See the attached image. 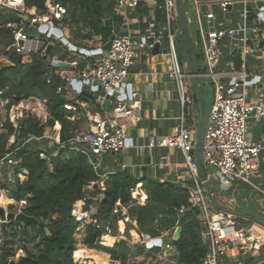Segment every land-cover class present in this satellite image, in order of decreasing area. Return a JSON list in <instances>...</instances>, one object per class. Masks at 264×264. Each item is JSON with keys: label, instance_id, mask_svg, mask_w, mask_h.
Here are the masks:
<instances>
[{"label": "built area", "instance_id": "obj_1", "mask_svg": "<svg viewBox=\"0 0 264 264\" xmlns=\"http://www.w3.org/2000/svg\"><path fill=\"white\" fill-rule=\"evenodd\" d=\"M114 1L118 13L127 17L145 0ZM254 1L264 3V0ZM249 2L250 0L215 2L189 0L185 4L186 21L192 29L195 50L200 56L199 73L201 78L208 82L212 92L202 153L203 163L212 169V176L217 181L219 192H227L237 182L250 185L260 165V156L264 152V141H250L247 136L249 123L264 119V92L256 95L253 88L260 77L251 73L253 69L250 68L260 71L261 65L256 63L251 66L248 56L264 53V6L258 13H255L253 8L249 13L246 10ZM23 3L24 0H0L1 8L21 12L18 21L5 25L12 35V44L5 50L14 51L23 57L31 55L44 57L49 45L52 47L57 41L62 40L55 32H61L68 18L67 8L57 0H45L44 9L33 8L32 13H28ZM234 8L238 15L237 24L232 27L227 17ZM154 12L160 13L163 18L162 25L154 35H115L110 39L104 52L85 53L87 58L81 68H78L75 61L66 65L56 58L49 61V71L45 76L46 84H52L55 77L60 80L69 79L67 84L55 85L56 94H61L67 86H73L72 83L82 81L86 82L91 91L96 89L105 96L113 97L108 112L101 117L90 116L88 128L74 133L67 145L70 149L86 155L90 165L98 173L104 155L117 156L132 145L129 134L142 121L143 107L139 95L132 91L131 70L135 59L141 55L139 48H142L144 55H147L148 52L153 51L156 44H159L160 48L162 40H165L168 51L167 70L164 74L174 86L179 114L174 119L175 124L170 128L169 133L153 134L148 137L147 148L174 151L181 159L180 165L190 183L187 186L188 205L181 206L178 214L183 215L186 211L193 210L198 212L202 226L200 239L206 252L197 264H225L229 251H236L242 256L251 253L264 254V235L251 233L248 227L237 225L233 218L217 211L209 201V190L205 183L198 178L193 153L196 122L190 114V111L196 108V101L189 85L190 74L186 65L184 67L180 65L176 54L175 40L180 35V29L175 0H160L155 4ZM41 28L45 31L41 32ZM33 32H36V35L33 36ZM260 42H263L262 48L259 47ZM234 46L238 47L241 55V66L238 70L234 69L233 63L225 58V51L229 54ZM149 76L154 77L155 74L149 73ZM128 87H131L129 92ZM5 104L6 101L0 96V114L5 110ZM63 108L68 112L75 110V106L71 104H64ZM27 117L45 124L49 117L47 100L29 97L17 101L7 111V119L14 129H17L19 122ZM56 145H60L59 139H56ZM10 155L3 156L0 163L4 162L8 166L15 167L17 161ZM5 175L8 185L11 180L13 181L14 173L7 172ZM16 176L19 178L20 174L17 173ZM91 185L93 186V183L87 187L89 192L93 190ZM4 194H6L5 190L0 189V197H7ZM142 199L141 193L136 192V201L127 206L128 209L124 205H116L112 209V215L119 217L125 224H131L129 208L139 205V200ZM96 200V196L87 195L82 200L76 201L70 210V215L77 223L93 224L96 229H100L102 239L112 237L114 231L111 224L94 218L95 206L91 202ZM87 201H91L90 204ZM13 207L16 208L14 214L10 213ZM0 208L5 212L4 217L0 218L1 255L8 236V232L7 236L4 235L1 225L2 223L9 225L10 222L6 219L8 214H22L25 202L18 203L9 197L8 205L0 204ZM139 235L138 242L127 240L131 249L136 245L144 246L145 250L155 247H149L148 244L153 245L156 240L147 234ZM165 235L166 233L163 236ZM23 257L25 251L18 248L7 262L17 263ZM77 261L78 264H86L80 259ZM92 264L97 262L94 261ZM107 264L117 263L109 260Z\"/></svg>", "mask_w": 264, "mask_h": 264}, {"label": "trees", "instance_id": "obj_2", "mask_svg": "<svg viewBox=\"0 0 264 264\" xmlns=\"http://www.w3.org/2000/svg\"><path fill=\"white\" fill-rule=\"evenodd\" d=\"M57 1L67 11H71V16L82 22L83 26L91 25L93 33L101 37L102 44L109 42L114 33H119L121 24L118 19H114V31L108 30L102 23V20L112 16L114 3L111 1ZM44 3L45 0H24L23 6L42 10ZM7 11L6 15L0 13V51L10 62L9 66L0 67V96L6 101L2 112L5 120L0 127V154H11L17 165L13 167V185L3 183L0 184V189L6 190L16 202H25L22 214L34 218L37 223H9L0 264H9L8 258L18 248L25 251V257L20 258L18 264H78L76 258L80 257L95 259L97 264H107L105 256L91 255L90 251L75 253L74 235L79 232L84 233L83 244L87 248L105 252L113 261L127 264L129 249L125 242L104 247L101 245L100 229H96L93 224L77 223L70 215L76 201L87 195H94V191L88 194L86 187L99 181L100 173L93 169L86 155L67 145L73 134L84 128L82 122L76 119L74 111L68 112L63 108L67 103L64 93H55L58 80L54 79L52 84H46L49 61L39 55L23 57L14 51L5 50L12 44L11 32L5 25L16 22L21 17L18 10ZM81 37L91 38V34ZM54 51L56 52V48ZM198 58L200 59L199 55ZM29 97L45 98L49 117L45 124L31 117L24 118L17 129H14L7 119V111L17 101ZM56 125L60 128V145L40 149V143L35 139L43 138L45 130ZM11 137H14V142L8 146ZM22 171L26 172V179L20 183L16 174ZM138 185L146 195V202L143 206L131 207L129 214L140 232L153 237L174 227L176 223L181 227L178 240L173 242L178 255L177 264H197L206 252L200 239L198 212L193 210L186 211L183 215L178 214L181 206L188 205L189 194L186 188L148 178L137 179L127 171L114 172L107 176L103 188L96 189V194L101 198L87 201L88 204H95L94 218L103 223H111L115 230L116 220L112 216V209L116 205L134 203ZM132 240L140 241L139 233L134 231ZM143 249L144 246L139 247L137 252L141 253Z\"/></svg>", "mask_w": 264, "mask_h": 264}, {"label": "crops", "instance_id": "obj_3", "mask_svg": "<svg viewBox=\"0 0 264 264\" xmlns=\"http://www.w3.org/2000/svg\"><path fill=\"white\" fill-rule=\"evenodd\" d=\"M105 1H111L114 3V5L112 9V16L102 20L103 25L105 26L106 20L111 19V29H108L107 27L106 28L110 31H114V19H118L121 24V26H119V33L115 34L113 32L114 36L119 35L122 32H127L128 34L134 35H154L155 31L162 25V15L158 12H154L155 4L159 3L160 0H145L140 5V7L137 8V10L127 15V17H124L118 13L114 0H102V2ZM188 1L189 0H185V4ZM212 1L215 2L217 0ZM25 9L28 11V13H32L33 11V8ZM234 9L230 10L227 17L229 18V23L232 27L236 26L237 24L236 18L238 12L236 9ZM92 29L93 27L91 25L83 26V23L77 21L76 18H73L71 16V11H68V18L64 22L63 28L60 32V37L62 40L57 41L51 47V51L45 59L50 61L51 59L56 58L57 60H61L64 65L75 61L78 65V68H81L82 64L87 58L85 53H91L92 51L101 49V47L104 45L102 44L101 37L99 35H95ZM87 34H91V38L89 37L82 39L81 36ZM75 44L77 46H75ZM54 47L56 48V52L54 51ZM53 51L55 54L52 56V58H49V55ZM167 51L168 49L166 41L162 40L159 53L157 55H152L150 53V56L158 57L156 63L152 65L151 68L147 69L146 66L142 64L143 59H140L142 60L141 65L139 62L134 63V67L131 70L132 91L137 93L141 99L143 107V119L136 128L130 131L129 136L131 139V146L127 147L121 154L117 156L104 155L102 157L101 168L99 170L100 180L97 181L98 183L95 182L98 184L99 188H103L104 181L107 179L109 174L122 171L129 172L137 179L148 178L159 182H168L186 189L187 186H189L185 176V171L180 165L181 159L178 156V153L167 149L151 150L147 148L148 137L153 134L164 135L169 133L170 128L175 124L174 119L179 114V104L176 100L174 86L168 81L164 74L167 70ZM225 54V58L233 63L234 69L238 70L241 66V55L238 47L234 46V48L230 49L229 54L226 51ZM248 56L249 62L252 63L251 66H254L256 63L261 65L260 71L250 67L253 69L251 73L260 77L258 83L253 87L254 93H256V95H261V93L264 92V53L252 54L251 56ZM0 57H2L0 59V62H2L0 67L10 65V62L1 54V52ZM159 63L161 64L159 65ZM149 73H154L155 76L150 77ZM71 76L72 75H70V77ZM54 79H57L59 83L63 84H67V81L69 80H60L58 77H55ZM147 85L149 86L147 87ZM62 93H64L63 97L67 101L66 104L75 106V117L82 122L81 125L84 129L88 128L90 116H104L105 112L102 110V103L94 100L88 95L82 94L81 91L77 92L76 87L67 86V89ZM82 97L86 100H84ZM47 129V131L45 130L43 138L35 139L38 143H40V149L53 147V145H56V139L60 138V128L58 125ZM49 132L52 133V136H48ZM247 136L248 140L250 141H264V119L249 123ZM11 138L8 140V146L14 142V137L13 139ZM10 157L12 158V155H10ZM3 163H0V168L3 166ZM12 171L13 166H7L6 170L3 172L4 176L6 177L5 174ZM212 173H210L208 177L212 176ZM18 174H20L18 179L20 183H22L26 179V172L22 171ZM5 177L3 178V183H6ZM13 183L14 177L13 181L11 180L10 184L8 185L12 186ZM208 183L209 182H206L205 186H207ZM91 187L93 186L91 185ZM206 188L209 190L211 186H207ZM86 191L88 194L90 193L88 188ZM92 191H94L93 196H96L97 200L101 198L100 195L96 194L97 190ZM136 192L137 194L141 193L143 197L142 200H139V206L145 205L146 195L139 185L136 188ZM218 192L219 190L216 189V193ZM6 194L8 195L7 191ZM219 194L222 196V203L229 205L227 206L228 209L252 212L264 217V152L260 156V165L253 179L251 180L250 185L237 182L234 183L227 192H219ZM7 197L5 199L7 200L6 204L8 205L9 195ZM131 204L124 206L128 209L129 205ZM113 217L116 220V228L115 230L113 229L114 234L112 237H109L111 239L105 237L101 241L105 243L103 246L107 245L106 247H113L115 244L125 242L129 249L127 264H133L135 259L145 261V264H177L178 255L173 246V242L177 241L180 236L179 234L178 237H175L177 228L180 226H178L176 223L174 227L161 231L157 236L152 237L147 234L153 240H160L161 243L150 250L143 249L141 253H138L137 249L142 246L136 245L134 249H131L127 244V240L133 241L132 233L134 231L139 234L142 233L140 232L139 227L135 223L134 219L132 218L131 224H125L119 219V217ZM248 225L249 224H247L245 227H248L250 230V225ZM201 229L202 226L200 225V231ZM164 233H166L165 236H163ZM251 233L253 232L251 231ZM257 234L264 235V233ZM81 239L83 243V232H81ZM164 239H169V242L163 243ZM107 240L110 241L111 244H108ZM83 245L75 249V253L77 251H90L91 255H102L107 258V261L112 260L109 254L98 250L89 249ZM76 259L79 260L78 258ZM80 260L81 262H86L89 264H92L94 261H96L95 259H91L89 257H82ZM114 262L120 264L119 261ZM225 264H264V254L251 253L250 255L242 256L236 251H229L225 259Z\"/></svg>", "mask_w": 264, "mask_h": 264}, {"label": "water", "instance_id": "obj_4", "mask_svg": "<svg viewBox=\"0 0 264 264\" xmlns=\"http://www.w3.org/2000/svg\"><path fill=\"white\" fill-rule=\"evenodd\" d=\"M264 6V3L262 1H254L250 0L249 4L246 6V10L250 13L251 9H254L255 13L259 12V9H261ZM230 9V8H229ZM175 10H176V17L180 29L181 37L184 41L185 45V52H186V60L185 65L188 73L190 74L189 77V85L193 90V95L196 101V109H197V119L195 123V147L193 150L194 156H195V163H196V169H197V175L201 182H209L211 188L209 189V201L212 204V206L222 214L232 217V218H239L243 219L245 221L255 223L256 225L260 226L264 229V217L261 215H258L256 213L252 212H244V211H235L228 209L224 207L217 199L216 196V189L218 188L217 181L215 177L213 176H207L205 174L204 169V163H203V143H204V136L208 124L209 119V113L211 108V97L205 88V82L201 78L199 73V58L195 50V44L193 40V34L191 27L187 24L186 21V13H185V3L183 0H175ZM250 18V17H249ZM105 27L108 29H111V19H108L105 21ZM41 32H44L45 29L41 28ZM56 36H60L61 33L56 31ZM127 32H122L119 35H127ZM32 35H36V32H33ZM114 35L110 39H112ZM64 41V40H63ZM109 42L105 43L101 49H98L96 51H92V54H98L101 51H105L108 47ZM263 42H260L259 47L262 48ZM264 49V48H263ZM51 51V46L49 45L46 49L45 56H47ZM159 53V44H156L153 51L151 52L152 55H157ZM88 54V52L86 53ZM43 58H46V57ZM132 82V79H131ZM74 87H76L77 92H82V94L88 95L94 100H97L98 102L102 103V110L103 112H108L110 107V102L113 101V97L105 96L103 92H100L96 89H92L91 91L89 87L87 86L86 82L78 81L75 83H72ZM131 87L127 88V91ZM3 160V155L0 154V161ZM98 187L97 183H93V190H96ZM5 215V212L3 209L0 208V218H3ZM7 221L12 222L16 221L19 224H26V223H33L36 224L37 221L34 218L27 217L24 214H8L6 216ZM7 223H2L1 228L4 232V235L7 236V230H6ZM181 232V227L177 228V231L175 233V237H178ZM169 239H164L163 243H168ZM160 241H154L153 245L150 243L148 244L149 247L157 246L159 245ZM17 263H10V264H18Z\"/></svg>", "mask_w": 264, "mask_h": 264}, {"label": "rangeland", "instance_id": "obj_5", "mask_svg": "<svg viewBox=\"0 0 264 264\" xmlns=\"http://www.w3.org/2000/svg\"><path fill=\"white\" fill-rule=\"evenodd\" d=\"M184 2H185V0H183ZM7 10H10L9 8H1L0 7V13L1 14H7L9 11H7ZM188 12V11H187ZM175 49H176V54H177V57H178V61H179V63H180V65L182 66V67H184V65H185V60H186V52H185V45H184V41H183V39H182V37H181V35H179L177 38H176V40H175ZM139 52H140V56L137 58V59H135V62H139V64L141 65V62H142V60H140V59H143V65H145L146 66V68L148 69V68H151L152 67V65H154L155 63H156V60H157V58L158 57H152V56H150V52H148L147 53V55H144V50L142 49V48H139ZM55 53H51L50 55H49V58H52V56L54 55ZM2 57H0V59H1ZM0 65H2V62H0ZM205 83V88L207 89V91H208V93H209V95H210V97L212 96V92L210 91V86H209V84H208V82L205 80L204 81ZM186 112L187 113H189V111L188 110H186ZM190 114H191V118H193V120L196 122V119H197V109L195 108V109H192L191 111H190ZM4 120H5V117H4V113H1L0 114V125L2 126L3 125V122H4ZM48 130V129H47ZM46 130V131H47ZM0 132H1V130H0ZM48 136H52V133L51 132H49V135ZM8 143H9V141H8ZM8 145V144H7ZM8 165H6V164H4L3 163V166L0 168V184H3V178L5 177L4 176V171L6 170V167H7ZM204 169H205V174L208 176L210 173H212V169L211 168H208V167H206L205 165H204ZM217 176V175H216ZM187 182L188 183H190L188 180H187ZM207 186H210L209 185V183L207 184ZM206 186V187H207ZM6 192V191H5ZM4 195H6V196H8L7 194H4ZM216 196H217V199H218V201L222 204V205H224V206H229V205H227V204H223L222 203V196L219 194V192L218 193H216ZM6 197L4 196H1V201L2 202H4L5 204L7 203V200L5 199ZM228 208V207H227ZM11 211H10V213H15L16 212V208L15 207H13L12 209H10ZM229 218H232V217H229ZM234 219V222L237 224V225H239V226H246L247 224H249L248 226H249V228H250V230L253 232V233H255V234H257V233H264V230L260 227V226H257L255 223H251V222H248V221H245V220H243V219H239V218H233ZM20 225V224H19ZM18 235H19V232H18ZM20 237V236H19ZM74 240H75V249H77L79 246H82L83 245V243H82V239H81V232H79V233H77L76 235H74ZM107 242H108V244H111L110 243V241H108L107 240ZM105 243L104 242H102L101 241V245L103 246ZM84 246V245H83ZM107 246V245H106ZM106 246H104V247H106ZM84 248V247H83ZM85 249V248H84ZM82 257H80V259H81ZM86 264H89V263H86ZM133 264H145V261H141L140 259H135L134 260V262H133Z\"/></svg>", "mask_w": 264, "mask_h": 264}, {"label": "bare ground", "instance_id": "obj_6", "mask_svg": "<svg viewBox=\"0 0 264 264\" xmlns=\"http://www.w3.org/2000/svg\"><path fill=\"white\" fill-rule=\"evenodd\" d=\"M0 204L5 205V203L1 201V197H0ZM106 238H109V237H106ZM109 239H111V238H109Z\"/></svg>", "mask_w": 264, "mask_h": 264}]
</instances>
